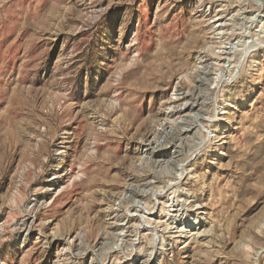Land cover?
Listing matches in <instances>:
<instances>
[{
    "label": "rangeland",
    "instance_id": "374dc122",
    "mask_svg": "<svg viewBox=\"0 0 264 264\" xmlns=\"http://www.w3.org/2000/svg\"><path fill=\"white\" fill-rule=\"evenodd\" d=\"M0 264H264V0H0Z\"/></svg>",
    "mask_w": 264,
    "mask_h": 264
},
{
    "label": "bare ground",
    "instance_id": "6f19581e",
    "mask_svg": "<svg viewBox=\"0 0 264 264\" xmlns=\"http://www.w3.org/2000/svg\"><path fill=\"white\" fill-rule=\"evenodd\" d=\"M230 58H231V57H230ZM203 68H204V67H203ZM202 73H203V72H202ZM200 77H201V76H200ZM198 79H199V78H198ZM202 81H203V80H202ZM183 108H184V107H183ZM173 110H175V109H173ZM172 112H173V111H172ZM178 114H179V116H180V119H181V117H184V116H185V114H182V112H180V111H178ZM191 118H192V117H191ZM193 118L196 119V116L193 117ZM177 120H179V119H177ZM174 122H175V120H174ZM193 122H194V121H193ZM177 124H178V123H177ZM190 124H191V123H190ZM188 125H189V124H188ZM183 128H184V127H183ZM165 129H166V128H165ZM168 129L170 130V128H168ZM168 129H167V130H168ZM156 132H157V131H156ZM161 132H163V131H161ZM170 132H171V131H170ZM185 132H186V131H185ZM160 134H161V133H160ZM163 134H164V133H163ZM163 134H162V135H163ZM166 135H167V134H166ZM166 135H165V136H166ZM160 136H161V135H160ZM160 136H159V137H160ZM163 138H164V137H163ZM158 139H159V138H158ZM161 139H162V138H161ZM161 139H160V140H161ZM158 142H159V141H158ZM154 143H155V142H154ZM156 143H157V142H156ZM147 144H148V143H147ZM151 144H152V143H151ZM160 144H161V143H160ZM148 145H149V144H148ZM144 146H145V145H144ZM150 146H151V145H150ZM159 146H160V145H159ZM157 147H158V146H157ZM152 148H153V146L151 147L150 151L153 150ZM144 151H145L146 153H148V152H149V148L144 149ZM150 154H151V153H150ZM142 155H143V154H142ZM149 156H150V155H149ZM149 156H147V157H149ZM149 161H150V160H149ZM167 165H168V164H167ZM125 190H126V189H125ZM161 190H162V189H161ZM128 191H129V193L131 192L130 189H128ZM141 194H143V193L141 192ZM144 194H145V193H144ZM175 206H176V205H175ZM175 206H170V207H175ZM111 211H112V209L109 211V215L112 214ZM160 212H161V211H160ZM177 216H178V215H177ZM109 219H112V218H109ZM155 235H156V234H155Z\"/></svg>",
    "mask_w": 264,
    "mask_h": 264
}]
</instances>
